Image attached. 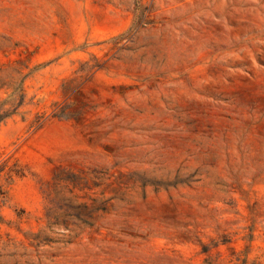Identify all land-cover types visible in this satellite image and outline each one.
<instances>
[{"label":"rangeland","instance_id":"rangeland-1","mask_svg":"<svg viewBox=\"0 0 264 264\" xmlns=\"http://www.w3.org/2000/svg\"><path fill=\"white\" fill-rule=\"evenodd\" d=\"M0 264H264V0H0Z\"/></svg>","mask_w":264,"mask_h":264}]
</instances>
